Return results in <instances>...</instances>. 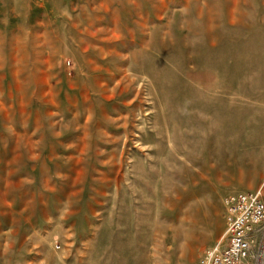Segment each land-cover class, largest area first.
Here are the masks:
<instances>
[{"label": "rangeland", "instance_id": "rangeland-1", "mask_svg": "<svg viewBox=\"0 0 264 264\" xmlns=\"http://www.w3.org/2000/svg\"><path fill=\"white\" fill-rule=\"evenodd\" d=\"M264 200V0H0V264H200Z\"/></svg>", "mask_w": 264, "mask_h": 264}, {"label": "built area", "instance_id": "built-area-1", "mask_svg": "<svg viewBox=\"0 0 264 264\" xmlns=\"http://www.w3.org/2000/svg\"><path fill=\"white\" fill-rule=\"evenodd\" d=\"M223 239L211 245L200 264H264V200L259 191H235L225 198Z\"/></svg>", "mask_w": 264, "mask_h": 264}]
</instances>
